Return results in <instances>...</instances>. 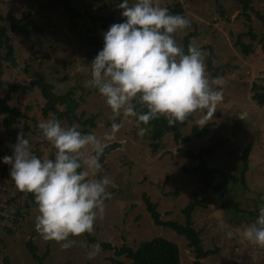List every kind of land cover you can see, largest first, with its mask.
Wrapping results in <instances>:
<instances>
[{"label":"rangeland","instance_id":"rangeland-1","mask_svg":"<svg viewBox=\"0 0 264 264\" xmlns=\"http://www.w3.org/2000/svg\"><path fill=\"white\" fill-rule=\"evenodd\" d=\"M122 2L68 0L69 6L77 12L72 23L61 2L0 0V15L4 18L1 25L10 38L13 57L24 68V71H15L4 63L0 82L27 86L44 78L56 95L70 94L78 103L73 112L75 117L82 118L81 121L89 118L94 121L92 127L82 125L76 119L70 124L60 120L63 127L76 125L79 131L89 130L102 139L104 145L111 142L122 144L106 156L101 171L95 175L90 172L88 177L102 179L107 176L115 184V187L108 188L111 199L105 200L103 218H97L91 234L70 237L77 243L68 249L42 238L35 229L38 207L26 209V192L16 188L10 173L3 176L0 171V264H113L111 258L129 264L124 257H115L113 251L101 248L99 254L90 260L88 249L81 247L79 241L89 245L100 241L112 247L126 245L135 249L140 242L154 238L177 244L181 264H192L194 255L187 241L170 228L153 224L143 196L157 204L161 221L180 224L184 223L181 210L186 205L195 197L207 198L203 206L196 207L192 213L193 226L200 231L203 249L214 251L213 255L201 260V264H264V248L242 237L243 230L256 220L259 206L264 204V106L252 101L253 85L264 86V53L259 42L264 33V0H251L250 7L254 12L250 9L245 13L241 5L232 0H154L161 7L182 5L183 15L192 26L178 31L175 39L183 48L184 37L196 33L190 42L207 53L206 76L212 87L223 93V100L217 104L213 115H206V109L197 111L193 119L186 120V125L180 129L181 135L187 136L193 126L201 128L198 121L203 118L208 121L204 135L190 142H176L172 134H166L157 152H152L147 134L143 137L137 134L134 117H117L115 123L121 128L115 139H106L113 123L112 112L98 89L88 83L90 64L95 58L90 52L96 48L87 44L91 35L88 30L98 26L90 18L103 17L112 19L113 24L121 23L124 18L117 5ZM22 14H29L35 27L29 37L9 30L8 17L20 18ZM249 32L255 35V39L245 35L241 41L252 44L253 53L245 56L234 43L238 35ZM100 42L104 46V40ZM216 78H220V84H212ZM6 92L7 88L0 86V99ZM9 104L18 108L22 115L16 128L29 139L32 153L42 159L54 160L57 150L38 128L40 122L53 118L51 114L42 115L45 101L40 91L14 93ZM58 109L64 108L59 106ZM2 119L0 114V152L7 153V150H13L17 135L6 133ZM221 140L225 143L204 160L207 166L240 179L238 184L230 185V195L222 200L201 193L197 177L183 172V169L195 168L197 162L180 153L181 149L197 154L202 148ZM248 147L250 151L244 171L242 154ZM233 205H238L245 213L234 212ZM220 222L225 225L224 230L219 228ZM228 231L233 232L231 238L227 236ZM89 238L96 242H90ZM28 242L35 247L40 262L29 253Z\"/></svg>","mask_w":264,"mask_h":264},{"label":"clouds","instance_id":"clouds-1","mask_svg":"<svg viewBox=\"0 0 264 264\" xmlns=\"http://www.w3.org/2000/svg\"><path fill=\"white\" fill-rule=\"evenodd\" d=\"M117 7L122 9L124 21L112 24L103 33L104 46L90 64L88 81L112 112L111 132L105 138L115 139L121 128L115 120L121 115L135 118L141 137L151 131L150 122L160 117L174 126L198 110L206 109V115H213L223 93L214 89L206 76L207 53L190 42L185 54L175 39L178 31L190 29L191 21L171 14L154 0H123ZM220 83V78L212 81ZM144 108L147 111L141 110ZM207 123L203 118L198 121L201 128ZM38 128L57 150L55 159L34 155L29 139L21 131L12 145L13 155L4 156L3 163L11 166L10 176L16 188L34 194L39 212L36 231L44 240L68 249L77 243L70 237L93 232L94 222L103 218L105 200L111 199L108 188L115 184L107 176L88 178L90 172L95 175L101 171L99 161L105 151L102 139L95 133L82 134L76 125L63 127L54 117L40 122ZM219 228L224 230L223 222ZM227 236L231 238L233 232L228 231ZM242 237L264 248V204ZM79 244L88 249L90 260L101 251L98 243Z\"/></svg>","mask_w":264,"mask_h":264},{"label":"trees","instance_id":"trees-1","mask_svg":"<svg viewBox=\"0 0 264 264\" xmlns=\"http://www.w3.org/2000/svg\"><path fill=\"white\" fill-rule=\"evenodd\" d=\"M55 2H61L65 6V11L69 16L72 23L75 21L76 10L69 6L68 0H54ZM135 2V0H133ZM241 5L242 12L245 13L247 10L253 9L250 7L251 0H232ZM168 8L171 14L183 15V8L181 4H175L172 7ZM254 12V11H253ZM256 13V12H255ZM258 15V13H256ZM246 18L248 16L246 15ZM3 17L0 15V76L2 74V66L4 63H8V58L14 56L13 48L10 44V38L7 35V30L1 25ZM96 25L97 28L94 30H88L90 36L87 38V44L89 46H95L96 48L90 52V56L96 57L98 52L102 50L103 46L101 42L103 39V33L107 32L109 27L113 24L112 19H107L103 17L90 18ZM8 22L10 25V31L13 33H20L25 37H29L31 30L35 29L33 22L29 19V14H22L20 18H15L12 16L8 17ZM192 26V25H191ZM99 27V28H98ZM196 33H189L183 39V50L187 54V47ZM249 35L251 40L255 39V35L249 32L248 34L238 35L237 41L234 43L235 47H238L241 53L245 56H249L253 53L252 44H245L241 41V37ZM260 45L262 52L264 53V33L260 39ZM4 51V52H3ZM3 52V54H1ZM0 86H5L7 88L6 94L0 99V114L3 115L2 123L3 127L7 134L9 135H18L17 123L18 119L22 116L19 112V109L11 106L9 103L13 100L14 93L21 92L22 94L30 93L34 89H38L42 98L45 101L44 107L42 108V115L47 117L51 114L54 118L58 120H65L67 123H71L72 119H76L82 125L94 126V121L92 118L81 121L80 118L74 116V110L77 108L78 103L70 97V94L64 96L56 95L52 90L51 85H49L44 78H39L32 81L29 85L14 84L10 85L8 83L0 82ZM253 95L252 101L255 102L258 106H264V86L254 84L252 87ZM135 103V101H134ZM62 106L64 109L59 110L58 107ZM139 109V104H137ZM142 111H147L146 108L141 109ZM201 111V110H198ZM197 112V111H196ZM195 113V112H194ZM192 113L186 120H192ZM186 120L183 123L177 122L174 126H170L168 121L164 117L159 119L152 120L150 122L151 131L147 133V139L149 141L152 152H157L161 146L162 138L166 134H172L174 141L178 142L182 140L183 142H190L194 139L199 138L200 136L206 133V127L198 128V126H193L191 132L187 136H182L180 129L186 125ZM143 126V125H142ZM136 127V126H135ZM82 134H91L89 130H82ZM225 141H217L216 144L208 146L207 148H202L199 153L194 154L190 151H185L180 149L182 153L187 158L196 161L197 165L193 169H183V172L189 175H195L198 182L201 185V193L203 194H212L218 199H224L230 195L231 189L230 185L238 184L239 178L231 173H225L217 169L207 166L204 157L209 156L213 151H215L219 146H221ZM7 153L0 152V157L2 165L0 167L1 174L5 176L7 173H10V165L3 163L4 156L13 155V150H7ZM250 147L246 148L242 154L243 158V168L244 171L247 169V156L249 154ZM244 184V183H243ZM26 199L28 204H26V209L37 208L38 205L35 202L34 194L26 193ZM207 198L195 199L186 205L181 213L184 216V223L180 224L173 221H161L160 214L157 211V204L152 203L147 196H143V202L146 207V211L150 215V218L155 226L170 228L178 236L183 237L188 244V247L191 249L194 255V261L192 264H201V260L206 259L207 257L214 254L212 250H204L202 247V240L200 238V231L196 230L192 222V213L196 207H202L203 202ZM234 212H243L242 209H239L238 205L231 206ZM10 232V231H8ZM88 236V234H87ZM89 241L95 243L96 241L92 238H89ZM100 245L102 250L113 251L115 257H124L129 264H181L180 262V252L177 244L170 242L163 238H154L149 241L140 242L135 249L122 245L121 247H112L110 244L105 242H96ZM26 248L34 259H37L40 262V259L36 256L35 247L30 243H26ZM110 261L113 264H122L121 262L111 258ZM236 264V263H235Z\"/></svg>","mask_w":264,"mask_h":264},{"label":"water","instance_id":"water-1","mask_svg":"<svg viewBox=\"0 0 264 264\" xmlns=\"http://www.w3.org/2000/svg\"><path fill=\"white\" fill-rule=\"evenodd\" d=\"M8 65L10 68L14 69L15 71H24V68H21L19 66L17 60L14 57L8 58ZM121 145L122 144L119 142H111V143L105 144V151L99 163L102 165L105 161L106 156L109 155L111 152L115 151L117 148H120Z\"/></svg>","mask_w":264,"mask_h":264}]
</instances>
